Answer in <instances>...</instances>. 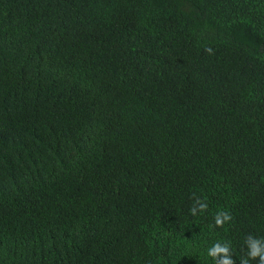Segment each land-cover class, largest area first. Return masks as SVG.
<instances>
[{
	"label": "trees",
	"instance_id": "trees-1",
	"mask_svg": "<svg viewBox=\"0 0 264 264\" xmlns=\"http://www.w3.org/2000/svg\"><path fill=\"white\" fill-rule=\"evenodd\" d=\"M249 233L264 0H0V264H239Z\"/></svg>",
	"mask_w": 264,
	"mask_h": 264
},
{
	"label": "clouds",
	"instance_id": "clouds-1",
	"mask_svg": "<svg viewBox=\"0 0 264 264\" xmlns=\"http://www.w3.org/2000/svg\"><path fill=\"white\" fill-rule=\"evenodd\" d=\"M194 202L189 208L191 215H197L198 211L203 212L208 208L207 202L193 194ZM214 224L218 227H223L226 222H230L233 217L230 212L219 211L214 217ZM244 244L247 248L245 256L239 260V264H250V260H257V264H264V237H256L251 233L247 234L244 238ZM207 255L215 261V264H236L232 258L230 244L225 241L221 243L216 241L207 249Z\"/></svg>",
	"mask_w": 264,
	"mask_h": 264
}]
</instances>
